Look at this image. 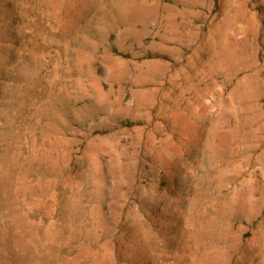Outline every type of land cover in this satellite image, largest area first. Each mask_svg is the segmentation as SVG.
<instances>
[{"label": "rangeland", "instance_id": "obj_1", "mask_svg": "<svg viewBox=\"0 0 264 264\" xmlns=\"http://www.w3.org/2000/svg\"><path fill=\"white\" fill-rule=\"evenodd\" d=\"M0 264H264V0H0Z\"/></svg>", "mask_w": 264, "mask_h": 264}]
</instances>
